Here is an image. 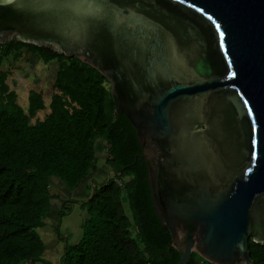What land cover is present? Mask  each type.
I'll use <instances>...</instances> for the list:
<instances>
[{"label":"water","instance_id":"95a60500","mask_svg":"<svg viewBox=\"0 0 264 264\" xmlns=\"http://www.w3.org/2000/svg\"><path fill=\"white\" fill-rule=\"evenodd\" d=\"M13 39L108 79L176 264L192 251L253 264L248 239L264 242V0H0V42Z\"/></svg>","mask_w":264,"mask_h":264},{"label":"trees","instance_id":"16d2710c","mask_svg":"<svg viewBox=\"0 0 264 264\" xmlns=\"http://www.w3.org/2000/svg\"><path fill=\"white\" fill-rule=\"evenodd\" d=\"M23 49L47 68L54 64L48 106L37 88L29 89L27 106L20 105L9 83ZM141 152L97 68L46 46L0 42V264L46 262L49 246L38 229L46 226L54 200L60 203L52 224L61 241L57 264H176L181 252L156 214ZM98 155L114 174L97 182L90 174ZM51 178L70 191L87 181L88 193L79 201L60 198L50 191ZM73 203L83 214L80 236L69 242L59 221ZM248 248L253 264H264V242L249 238ZM185 264L216 263L192 251Z\"/></svg>","mask_w":264,"mask_h":264},{"label":"rangeland","instance_id":"374dc122","mask_svg":"<svg viewBox=\"0 0 264 264\" xmlns=\"http://www.w3.org/2000/svg\"><path fill=\"white\" fill-rule=\"evenodd\" d=\"M24 55L20 62L14 63L12 66V74H10L9 83L18 93V103L22 106H27V96L28 91L31 88L41 89L44 93L45 104L48 106L49 101L48 96L50 94L49 91V83L53 76L54 64H48V68L41 64L36 57V55H32L27 49H23ZM11 80H15L13 83ZM102 148V143H97V149ZM108 170L103 166V162L100 159V155H98V160L93 167V171L90 174V177H93L97 182L101 181L107 176ZM87 181L82 182L78 187L73 190H69L64 184H62L59 179L51 178L50 181V191L53 194L58 195L60 198L69 199L73 201H79L85 198L88 193ZM52 206V211L49 214V217L46 219L47 224L43 228H39L38 232L41 237L46 242L47 247L43 253V257L46 262L37 263V264H57L60 262L61 257V241H57L55 233L53 232L52 224H57L58 216L57 210L59 208V201L54 200ZM69 211H67L59 221L61 232L69 236V242H75L80 236L79 223L82 216V211L78 207L77 204L73 203ZM48 242V243H47Z\"/></svg>","mask_w":264,"mask_h":264},{"label":"flooded vegetation","instance_id":"af4514ba","mask_svg":"<svg viewBox=\"0 0 264 264\" xmlns=\"http://www.w3.org/2000/svg\"><path fill=\"white\" fill-rule=\"evenodd\" d=\"M110 84V83H109Z\"/></svg>","mask_w":264,"mask_h":264}]
</instances>
